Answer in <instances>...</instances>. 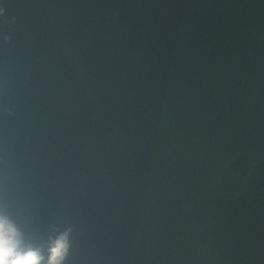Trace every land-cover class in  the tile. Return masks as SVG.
<instances>
[{
    "label": "water",
    "instance_id": "obj_1",
    "mask_svg": "<svg viewBox=\"0 0 264 264\" xmlns=\"http://www.w3.org/2000/svg\"><path fill=\"white\" fill-rule=\"evenodd\" d=\"M0 8V215L26 242L264 264V0Z\"/></svg>",
    "mask_w": 264,
    "mask_h": 264
},
{
    "label": "clouds",
    "instance_id": "obj_2",
    "mask_svg": "<svg viewBox=\"0 0 264 264\" xmlns=\"http://www.w3.org/2000/svg\"><path fill=\"white\" fill-rule=\"evenodd\" d=\"M3 11L0 8V13ZM71 232L68 228L50 237L45 255L41 247L26 242L24 233L12 219L0 215V264H64L71 247Z\"/></svg>",
    "mask_w": 264,
    "mask_h": 264
}]
</instances>
